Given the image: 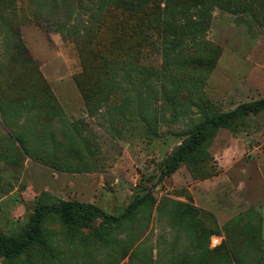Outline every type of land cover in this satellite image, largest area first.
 <instances>
[{
    "label": "rangeland",
    "instance_id": "374dc122",
    "mask_svg": "<svg viewBox=\"0 0 264 264\" xmlns=\"http://www.w3.org/2000/svg\"><path fill=\"white\" fill-rule=\"evenodd\" d=\"M98 1L0 0V78L24 70L51 94L22 86L23 102L0 107V234L24 235L39 201L100 212L80 231L48 216L41 243L0 264H264V110L218 129L205 154L159 179L201 122L200 102L227 113L264 97V0L211 7L203 35L221 53L210 71L184 65L178 52L165 65L162 47L146 49L139 62L158 77H101L87 64V101L76 39ZM147 194L152 202L127 212ZM103 215L120 220L100 238Z\"/></svg>",
    "mask_w": 264,
    "mask_h": 264
},
{
    "label": "trees",
    "instance_id": "16d2710c",
    "mask_svg": "<svg viewBox=\"0 0 264 264\" xmlns=\"http://www.w3.org/2000/svg\"><path fill=\"white\" fill-rule=\"evenodd\" d=\"M221 5V0H100L96 2L90 17L91 26L87 27L83 36L76 39L82 70L75 79L81 94L89 101L92 90L85 84L89 70L87 64L94 66L101 77H112L124 69H135L144 78L158 77V71L153 73L151 68L139 62V55L143 50L155 49L159 46L162 47L161 56L165 65L174 61L173 54L178 52V61H182L184 65L190 62L206 68L207 72L210 71L221 51L218 46L207 41L204 35L210 27L211 7H221ZM164 68L165 74L174 75L172 71H166V67ZM2 73L1 108L4 104L12 107L18 105L20 100L24 101L26 91L21 90L22 86H25L27 93L32 96L51 97L45 83H41L38 77L30 78L24 70H20L18 77L8 71ZM199 83L201 82L198 80ZM188 89L182 87L179 94L184 96V91L187 90L193 92ZM168 92L167 89L165 93ZM198 106L203 114L201 122L196 124L190 135L161 163L160 180L174 174L181 164L190 161L195 154L200 152L205 154L206 146L218 129L236 130L235 122L239 118L261 113L264 110V97L243 103L227 113L216 112L208 102H200ZM152 201L153 198L147 194L130 204L127 212H133ZM50 215L57 216L69 230L80 231L83 228H93L100 212L91 205L76 201L56 200L50 204L39 201L24 235L11 238L0 234V258L12 260L30 247L40 244L43 235L42 222ZM119 220L103 215L104 225L100 224V228L94 229V235L101 238L104 230Z\"/></svg>",
    "mask_w": 264,
    "mask_h": 264
}]
</instances>
